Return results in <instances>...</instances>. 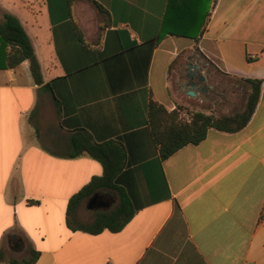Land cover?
Listing matches in <instances>:
<instances>
[{
  "label": "crops",
  "instance_id": "0c3cea01",
  "mask_svg": "<svg viewBox=\"0 0 264 264\" xmlns=\"http://www.w3.org/2000/svg\"><path fill=\"white\" fill-rule=\"evenodd\" d=\"M4 13L50 90L29 61L0 68V264L32 251L35 264H264V0H0ZM187 73L212 89L217 73L249 92L261 80L260 98L242 130L211 128L162 159L151 102L190 122L210 94L189 96ZM90 143L109 144L114 187L94 218L137 209L117 233L67 224L70 199L104 173L71 156Z\"/></svg>",
  "mask_w": 264,
  "mask_h": 264
},
{
  "label": "trees",
  "instance_id": "16d2710c",
  "mask_svg": "<svg viewBox=\"0 0 264 264\" xmlns=\"http://www.w3.org/2000/svg\"><path fill=\"white\" fill-rule=\"evenodd\" d=\"M24 61H29L35 83L41 86L44 91L50 90V84H45L44 82L41 65L30 37L18 18L4 13L3 19L0 21V68H13ZM247 81L251 84L252 89L247 99L246 109L244 112L234 116L216 118L213 115L196 112L191 116L190 122H185L180 119L178 111L168 112L163 106L152 101L150 104V117L153 131L161 146L162 159L169 158L185 145L201 143L206 139L207 133L211 128L229 133H235L245 128L255 112L262 86L261 80ZM36 130L38 131V129ZM108 146L109 144H84L81 148H77L76 153L71 155L76 157L86 153L99 161L104 168L102 176L94 177L70 199L67 210V224L72 229L90 234H99L105 230L117 233L123 230L137 211L128 201H123L119 207L112 211L98 212L93 223L73 226L77 210L84 200L91 199L99 191L114 188L111 161L112 150ZM39 256V252L32 251L29 260H24L22 263L17 260H11L10 264H35Z\"/></svg>",
  "mask_w": 264,
  "mask_h": 264
},
{
  "label": "rangeland",
  "instance_id": "374dc122",
  "mask_svg": "<svg viewBox=\"0 0 264 264\" xmlns=\"http://www.w3.org/2000/svg\"><path fill=\"white\" fill-rule=\"evenodd\" d=\"M211 84L214 87L209 96H204L207 99L201 105L199 112L221 118L224 116H234L245 111L247 99L250 94L246 83L240 80H226L217 73L215 79L211 81ZM98 193L107 197L108 200L112 198L110 192ZM89 199L84 200L78 208L76 215L78 220L76 218V223L87 225L93 223L95 218L94 212L88 208ZM110 208H114L113 205ZM12 247H14V244H12L8 251L14 255Z\"/></svg>",
  "mask_w": 264,
  "mask_h": 264
},
{
  "label": "flooded vegetation",
  "instance_id": "af4514ba",
  "mask_svg": "<svg viewBox=\"0 0 264 264\" xmlns=\"http://www.w3.org/2000/svg\"><path fill=\"white\" fill-rule=\"evenodd\" d=\"M186 77L190 80L185 86L187 88H193V87H196L197 89H199L200 91H202L203 93H209L211 92L212 90H210V88L212 89V86L211 85H206L207 82L206 80H202V77L201 76H197L195 74H192V73H187ZM189 90V89H188ZM108 202V198L103 196V195H100L99 194V197H98V203L100 202ZM11 241L13 243H16L18 241V239H12L11 238Z\"/></svg>",
  "mask_w": 264,
  "mask_h": 264
},
{
  "label": "water",
  "instance_id": "95a60500",
  "mask_svg": "<svg viewBox=\"0 0 264 264\" xmlns=\"http://www.w3.org/2000/svg\"><path fill=\"white\" fill-rule=\"evenodd\" d=\"M202 80L204 81L205 80V78L204 77H202ZM189 89V91H188V95L189 96H192V97H195L196 96V93H195V91L194 90H196L197 88L196 87H193V88H188ZM98 197H99V194L98 193H96L90 200H89V202H88V208L90 209V210H95L96 208H98V207H100V206H103L104 205V203L103 202H100V203H98ZM16 246H17V248L21 251V250H23L24 249V243L21 241V240H19V242H16V244H15ZM15 248V247H14ZM17 250V249H16Z\"/></svg>",
  "mask_w": 264,
  "mask_h": 264
}]
</instances>
